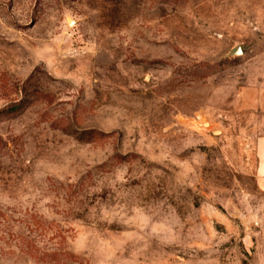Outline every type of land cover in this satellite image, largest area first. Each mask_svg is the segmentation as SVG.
I'll list each match as a JSON object with an SVG mask.
<instances>
[{"label":"rangeland","instance_id":"rangeland-1","mask_svg":"<svg viewBox=\"0 0 264 264\" xmlns=\"http://www.w3.org/2000/svg\"><path fill=\"white\" fill-rule=\"evenodd\" d=\"M259 141L264 0H0V264H264Z\"/></svg>","mask_w":264,"mask_h":264},{"label":"crops","instance_id":"crops-1","mask_svg":"<svg viewBox=\"0 0 264 264\" xmlns=\"http://www.w3.org/2000/svg\"><path fill=\"white\" fill-rule=\"evenodd\" d=\"M258 155V178L264 186V141H259L257 144Z\"/></svg>","mask_w":264,"mask_h":264},{"label":"trees","instance_id":"trees-1","mask_svg":"<svg viewBox=\"0 0 264 264\" xmlns=\"http://www.w3.org/2000/svg\"><path fill=\"white\" fill-rule=\"evenodd\" d=\"M22 107H23L22 102H19L18 104H13L11 106L3 108L1 113H10V112L16 111L17 109L22 108Z\"/></svg>","mask_w":264,"mask_h":264},{"label":"water","instance_id":"water-1","mask_svg":"<svg viewBox=\"0 0 264 264\" xmlns=\"http://www.w3.org/2000/svg\"><path fill=\"white\" fill-rule=\"evenodd\" d=\"M240 54H241V49L238 45L232 47L228 52V56H235Z\"/></svg>","mask_w":264,"mask_h":264}]
</instances>
